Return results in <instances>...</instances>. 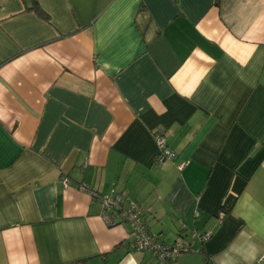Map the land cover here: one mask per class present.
<instances>
[{
    "label": "crops",
    "instance_id": "obj_1",
    "mask_svg": "<svg viewBox=\"0 0 264 264\" xmlns=\"http://www.w3.org/2000/svg\"><path fill=\"white\" fill-rule=\"evenodd\" d=\"M37 2L0 0V264H163L111 193L173 264H264V0Z\"/></svg>",
    "mask_w": 264,
    "mask_h": 264
},
{
    "label": "built area",
    "instance_id": "obj_2",
    "mask_svg": "<svg viewBox=\"0 0 264 264\" xmlns=\"http://www.w3.org/2000/svg\"><path fill=\"white\" fill-rule=\"evenodd\" d=\"M154 141L159 150V154L156 157L157 163L164 162L165 160H174L176 158V154L167 147L163 133H155ZM183 167V163L177 165L178 170H182ZM94 197L101 205V217L105 225L114 226L124 223L129 226V249L131 251L148 253L161 263L171 261L180 251H186L185 246L180 244L167 247L160 240V235L149 233L146 229L145 220L140 209L134 205L124 207L121 195L117 193H111L108 196H99L95 194ZM208 235L209 234H205L202 238L205 239Z\"/></svg>",
    "mask_w": 264,
    "mask_h": 264
},
{
    "label": "trees",
    "instance_id": "obj_3",
    "mask_svg": "<svg viewBox=\"0 0 264 264\" xmlns=\"http://www.w3.org/2000/svg\"><path fill=\"white\" fill-rule=\"evenodd\" d=\"M31 1V4H30V6H29V8H28V10H30V11H33L35 14H37L39 17H41L42 19H44V20H46V21H48L49 20V17H48V15L40 8V6L38 5V2H37V0H30ZM216 4H217V2H216ZM145 225H146V222H145ZM146 229H147V231L149 232V233H151V234H154L153 232H151L150 231V229L148 228V226L146 225ZM155 235H158V234H155ZM160 240H161V238H160ZM162 241V240H161ZM163 243V242H162ZM164 245H166L167 247H173L174 245H176V244H180V245H183V246H185V248H186V251H180V253L178 254V255H180V254H182V253H184V252H192V249H191V247L188 245V244H185V243H175V244H171V245H167V244H165V243H163ZM177 255V256H178ZM177 256L175 257V258H173L171 261H169V262H166V263H163V264H173L174 263V260L177 258ZM153 257V256H152ZM155 258V257H154ZM156 259V258H155ZM157 260V259H156ZM158 261V260H157ZM158 262H160V261H158Z\"/></svg>",
    "mask_w": 264,
    "mask_h": 264
},
{
    "label": "rangeland",
    "instance_id": "obj_4",
    "mask_svg": "<svg viewBox=\"0 0 264 264\" xmlns=\"http://www.w3.org/2000/svg\"><path fill=\"white\" fill-rule=\"evenodd\" d=\"M166 225H168V222L167 221L166 222L164 221L163 226L166 227Z\"/></svg>",
    "mask_w": 264,
    "mask_h": 264
}]
</instances>
